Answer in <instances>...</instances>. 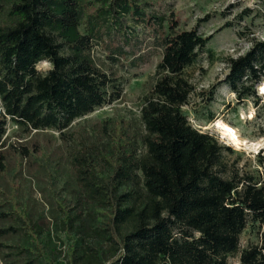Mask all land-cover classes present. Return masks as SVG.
Returning <instances> with one entry per match:
<instances>
[{"label": "trees", "instance_id": "1", "mask_svg": "<svg viewBox=\"0 0 264 264\" xmlns=\"http://www.w3.org/2000/svg\"><path fill=\"white\" fill-rule=\"evenodd\" d=\"M147 34L160 61L138 118L105 119L75 142L76 121L123 99L127 79L114 69L129 74L149 61ZM213 38L144 0H0V180L10 127L59 133L74 179L49 215L20 200V187L0 189L3 264H229L235 256L264 264V150L248 170L242 154L184 112L196 94L189 71ZM226 66L223 84L237 102L260 106L264 40ZM21 154L33 160L28 148ZM246 232L259 242L241 249Z\"/></svg>", "mask_w": 264, "mask_h": 264}, {"label": "rangeland", "instance_id": "2", "mask_svg": "<svg viewBox=\"0 0 264 264\" xmlns=\"http://www.w3.org/2000/svg\"><path fill=\"white\" fill-rule=\"evenodd\" d=\"M144 1L152 4L158 13L169 15L173 10L183 30L197 29L203 37L214 35L207 46V52L199 57L196 65L189 71L196 94L192 97L190 105L184 108V112L195 129L214 135L221 144L242 154L241 164H247L248 170L254 171V157L264 150V146L257 150L234 146L224 138L218 123L223 122L232 127L242 140L250 144L264 143V95H261L258 89L260 106H256L253 100L238 103L236 95L223 84L229 72L226 60L244 55L252 47L253 39L264 40V10L261 0ZM228 23L232 27L225 28ZM143 53L150 58L140 70H132L126 74L121 67L114 69L118 77L127 79L123 99L76 121L71 129L75 142L83 135L88 136L92 127L105 119L124 118L134 121L138 118L142 98L151 87V78L160 61L159 53L153 50L150 35L146 39ZM97 57L101 61H107L105 55L100 52ZM107 63L106 68H110ZM50 69L51 66L47 62L38 66V70L43 73ZM214 86L218 87L215 100L209 104L207 92ZM8 133L5 152L8 157V174L0 180V189L11 194L16 187H20L17 191L20 200L24 202L32 199L40 213L49 215L50 209L56 208L50 204H55V199H65L66 190L74 185L67 160V146L61 140L60 134L54 131L25 135L10 127ZM23 148L29 149L33 160L22 158ZM46 167L54 173V180L44 173ZM58 236L62 241L55 240V243L57 251L61 253L60 260H64L67 243L59 232ZM258 242L255 234L246 232L241 239V249ZM0 264H3L1 258ZM229 264L242 263L239 256H235L229 259Z\"/></svg>", "mask_w": 264, "mask_h": 264}, {"label": "bare ground", "instance_id": "3", "mask_svg": "<svg viewBox=\"0 0 264 264\" xmlns=\"http://www.w3.org/2000/svg\"><path fill=\"white\" fill-rule=\"evenodd\" d=\"M259 92L261 95H264V83L260 86ZM218 127L222 132L224 138L227 139L228 142H230L234 146H246L248 148L251 147V149H255V150L264 146V143L262 142L258 144H250L249 142L242 140L238 135V133L232 127L224 124L223 122H219Z\"/></svg>", "mask_w": 264, "mask_h": 264}]
</instances>
